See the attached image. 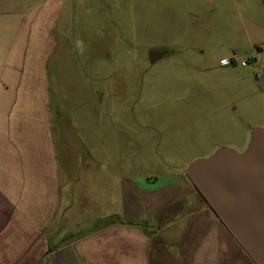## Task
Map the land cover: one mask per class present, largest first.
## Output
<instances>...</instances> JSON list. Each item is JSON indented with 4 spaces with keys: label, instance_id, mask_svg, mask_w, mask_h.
<instances>
[{
    "label": "rangeland",
    "instance_id": "obj_1",
    "mask_svg": "<svg viewBox=\"0 0 264 264\" xmlns=\"http://www.w3.org/2000/svg\"><path fill=\"white\" fill-rule=\"evenodd\" d=\"M0 5L17 10L21 23H53L52 94L74 163L64 238L123 221L99 217L122 214L119 202L105 205L120 199L125 177L142 184L159 177L145 186L157 188L219 148L244 152L264 127V0ZM154 50L166 55L153 63ZM88 188L98 211L80 197Z\"/></svg>",
    "mask_w": 264,
    "mask_h": 264
},
{
    "label": "crops",
    "instance_id": "obj_2",
    "mask_svg": "<svg viewBox=\"0 0 264 264\" xmlns=\"http://www.w3.org/2000/svg\"><path fill=\"white\" fill-rule=\"evenodd\" d=\"M16 11L0 5V264H258L186 169L152 189L159 177H125L105 205L122 214L99 217L123 221L64 238L74 163L52 94L53 23H21ZM80 194L97 210L89 188Z\"/></svg>",
    "mask_w": 264,
    "mask_h": 264
},
{
    "label": "water",
    "instance_id": "obj_3",
    "mask_svg": "<svg viewBox=\"0 0 264 264\" xmlns=\"http://www.w3.org/2000/svg\"><path fill=\"white\" fill-rule=\"evenodd\" d=\"M186 174L251 257L264 264V127L255 129L244 152L219 148L191 162Z\"/></svg>",
    "mask_w": 264,
    "mask_h": 264
},
{
    "label": "flooded vegetation",
    "instance_id": "obj_4",
    "mask_svg": "<svg viewBox=\"0 0 264 264\" xmlns=\"http://www.w3.org/2000/svg\"><path fill=\"white\" fill-rule=\"evenodd\" d=\"M158 51V52H157ZM157 51H151L150 52V59H151V61L154 63L155 61H157L159 58H161L162 56H165L166 55V52H163V53H160V51L159 50H157ZM244 61V60H243ZM247 61V65L249 64V60H246ZM224 63L225 64H228L229 63V61H224ZM241 65L242 66H244L243 64H242V61H241ZM247 65H245V66H247Z\"/></svg>",
    "mask_w": 264,
    "mask_h": 264
},
{
    "label": "built area",
    "instance_id": "obj_5",
    "mask_svg": "<svg viewBox=\"0 0 264 264\" xmlns=\"http://www.w3.org/2000/svg\"><path fill=\"white\" fill-rule=\"evenodd\" d=\"M242 64H243L244 66L247 65V61H246V60L242 61Z\"/></svg>",
    "mask_w": 264,
    "mask_h": 264
}]
</instances>
